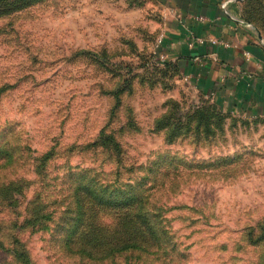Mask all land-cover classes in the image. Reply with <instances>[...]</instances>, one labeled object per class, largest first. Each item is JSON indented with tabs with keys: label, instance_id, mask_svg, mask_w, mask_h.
I'll return each mask as SVG.
<instances>
[{
	"label": "rangeland",
	"instance_id": "1",
	"mask_svg": "<svg viewBox=\"0 0 264 264\" xmlns=\"http://www.w3.org/2000/svg\"><path fill=\"white\" fill-rule=\"evenodd\" d=\"M0 12V264H18L15 247L32 264H264V117L222 111L164 65L162 0ZM200 107L224 120L198 125ZM104 134L112 150L95 145ZM89 176L142 191L160 230L82 252L67 238Z\"/></svg>",
	"mask_w": 264,
	"mask_h": 264
},
{
	"label": "crops",
	"instance_id": "2",
	"mask_svg": "<svg viewBox=\"0 0 264 264\" xmlns=\"http://www.w3.org/2000/svg\"><path fill=\"white\" fill-rule=\"evenodd\" d=\"M162 1L160 58L222 111L264 117V36L243 19L244 0Z\"/></svg>",
	"mask_w": 264,
	"mask_h": 264
},
{
	"label": "trees",
	"instance_id": "3",
	"mask_svg": "<svg viewBox=\"0 0 264 264\" xmlns=\"http://www.w3.org/2000/svg\"><path fill=\"white\" fill-rule=\"evenodd\" d=\"M242 17L245 21L254 24L264 36V0H244ZM164 65L174 69L168 62ZM209 105L211 108L215 107L212 103ZM215 110L216 112H211L202 107L200 110L197 109L196 114L200 111L198 125L201 126L202 120H205L206 123L203 125L209 127L210 125L207 124L210 123V117L215 118L218 124L222 122L225 115L221 110ZM204 113H209L210 117ZM113 137V134H104L95 145L112 150L110 146H117ZM81 180L82 184L79 183L81 186L78 184L74 192L75 203L72 212L75 214L71 226L74 231L67 239L76 243L82 252L93 251L104 244L108 245V251L138 248L143 245V237L154 235L155 231L160 230L159 224L153 221L147 208L149 204L144 200L142 191L134 190L133 187L127 189L122 186L120 189L115 185H103L91 176ZM103 210L111 212L113 216L111 225H106L105 230L97 220ZM13 252L18 264H32L30 255L23 247H15Z\"/></svg>",
	"mask_w": 264,
	"mask_h": 264
},
{
	"label": "built area",
	"instance_id": "4",
	"mask_svg": "<svg viewBox=\"0 0 264 264\" xmlns=\"http://www.w3.org/2000/svg\"><path fill=\"white\" fill-rule=\"evenodd\" d=\"M162 37V36H161Z\"/></svg>",
	"mask_w": 264,
	"mask_h": 264
},
{
	"label": "water",
	"instance_id": "5",
	"mask_svg": "<svg viewBox=\"0 0 264 264\" xmlns=\"http://www.w3.org/2000/svg\"><path fill=\"white\" fill-rule=\"evenodd\" d=\"M261 37V36H260Z\"/></svg>",
	"mask_w": 264,
	"mask_h": 264
}]
</instances>
